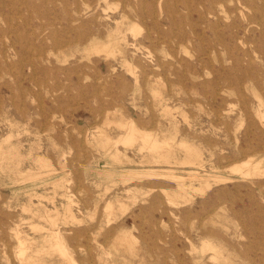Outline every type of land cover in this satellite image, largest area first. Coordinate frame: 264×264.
<instances>
[{
  "label": "rangeland",
  "instance_id": "obj_1",
  "mask_svg": "<svg viewBox=\"0 0 264 264\" xmlns=\"http://www.w3.org/2000/svg\"><path fill=\"white\" fill-rule=\"evenodd\" d=\"M75 263L264 264V0H0V264Z\"/></svg>",
  "mask_w": 264,
  "mask_h": 264
},
{
  "label": "bare ground",
  "instance_id": "obj_2",
  "mask_svg": "<svg viewBox=\"0 0 264 264\" xmlns=\"http://www.w3.org/2000/svg\"><path fill=\"white\" fill-rule=\"evenodd\" d=\"M135 25V24H134ZM133 25V27H135ZM137 26H138V24H137ZM139 27L140 26H138L137 28L135 27V31L136 30H139ZM141 28V27H140ZM142 30H143V28H141ZM139 31H136V33H138ZM141 32V31H140ZM139 32V33H140ZM135 33V32H134ZM138 33V34H139ZM136 35V34H135ZM132 124V123H131ZM133 130V129H132ZM174 130V129H173ZM128 131V130H127ZM146 135H148V134H146ZM126 136V135H125ZM133 137V135H129V136H127L125 139H124V141L126 142V143H130L131 141H132V138ZM146 137V136H145ZM122 141V140H121ZM119 142V141H118ZM118 142H116V143H118ZM115 143V144H116ZM120 143V142H119ZM162 143H159V142H157V141H154L153 140V142H152V146H151V148L152 149H156V148H158L159 147V145H161ZM162 145H166V143H164V144H162ZM182 145L183 146H186V143H184V142H182ZM222 152V151H221ZM242 165H243V163H241ZM249 164V162H246L245 163V161H244V165H248ZM202 164H201V162H198V166H201ZM234 165V164H233ZM202 167V166H201ZM246 167V166H245ZM231 168H232V166H231ZM229 169H230V167H229ZM234 169V168H233ZM254 169H257V167L255 166V168ZM235 170H238V168H235ZM52 173V172H51ZM49 174V173H48ZM127 174H129V172H127ZM244 174V173H243ZM40 175V174H39ZM44 175V174H43ZM132 175H134V174H132ZM138 175V174H137ZM146 175V177L149 175V174H145ZM152 175V174H151ZM150 175V176H151ZM167 175V174H166ZM165 175V176H166ZM40 176H42V175H40ZM143 176V175H142ZM153 176V175H152ZM154 176H156V175H154ZM157 176H158V174H157ZM163 175L161 174V177H162ZM167 176H169V175H167ZM172 176V175H171ZM188 176V175H187ZM194 176V175H193ZM34 177H37V175L36 176H34ZM149 177V176H148ZM158 177H160V175L158 176ZM172 177H175V176H172ZM249 177V176H248ZM179 178V177H178ZM34 179V178H33ZM201 179V178H200ZM212 179H214V178H212ZM219 181H222L223 180V182H224V179L223 178H217ZM216 179V180H217ZM29 180V179H28ZM217 180V181H218ZM228 180V179H227ZM26 181V180H25ZM164 191V190H163ZM175 198V197H174ZM52 199V198H51ZM52 203H53V201H52ZM54 204V203H53ZM62 204V203H61ZM27 208V207H26ZM46 212V211H45ZM50 212V211H49ZM57 212H59V210L57 211ZM64 212V211H63ZM56 214H59V213H56ZM74 215V214H73ZM54 216H56V215H54ZM59 217V216H58ZM57 217V218H58ZM49 219V218H48ZM72 219V218H71ZM74 219V218H73ZM50 220V219H49ZM58 220V219H57ZM66 220H68V219H66ZM76 220H77V218H76ZM71 223V222H70ZM227 228V227H226ZM16 232V231H15ZM55 232V231H54ZM57 232V231H56ZM114 238V237H113ZM62 240V239H61ZM63 245V244H62ZM202 245V244H201ZM204 247L205 248H208V249H211V250H213L214 248L211 246V245H209V244H206V243H204ZM56 248H57V250H58V248H60V246H56ZM63 248H65V247H63ZM19 249H20V245H19ZM88 249V248H87ZM65 250V249H64ZM17 251H18V248H17ZM67 251V250H66ZM18 253V252H17ZM47 253V252H46ZM15 255V254H14ZM63 256H65V254L63 255ZM71 257V256H70ZM71 261V260H70ZM76 264V263H75Z\"/></svg>",
  "mask_w": 264,
  "mask_h": 264
}]
</instances>
